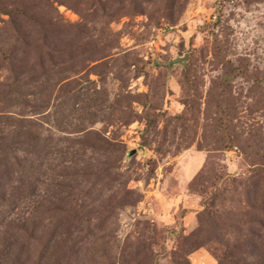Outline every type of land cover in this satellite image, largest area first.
<instances>
[{"label": "rangeland", "instance_id": "rangeland-1", "mask_svg": "<svg viewBox=\"0 0 264 264\" xmlns=\"http://www.w3.org/2000/svg\"><path fill=\"white\" fill-rule=\"evenodd\" d=\"M0 264H264V0H0Z\"/></svg>", "mask_w": 264, "mask_h": 264}, {"label": "water", "instance_id": "water-1", "mask_svg": "<svg viewBox=\"0 0 264 264\" xmlns=\"http://www.w3.org/2000/svg\"><path fill=\"white\" fill-rule=\"evenodd\" d=\"M188 57H189V55H186L183 58L174 59L171 61V64L172 65L183 64L184 62H186L188 60ZM135 153H136V150L131 151L130 156L135 155Z\"/></svg>", "mask_w": 264, "mask_h": 264}]
</instances>
